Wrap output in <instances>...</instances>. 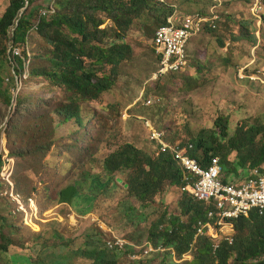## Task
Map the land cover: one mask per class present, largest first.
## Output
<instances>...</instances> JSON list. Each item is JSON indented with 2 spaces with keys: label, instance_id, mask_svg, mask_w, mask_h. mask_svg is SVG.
<instances>
[{
  "label": "rangeland",
  "instance_id": "374dc122",
  "mask_svg": "<svg viewBox=\"0 0 264 264\" xmlns=\"http://www.w3.org/2000/svg\"><path fill=\"white\" fill-rule=\"evenodd\" d=\"M8 2L0 0V16ZM52 2L57 6L56 0H36L35 4L45 7ZM160 2L174 9L176 17L207 15L212 7L211 0ZM253 3L225 0L220 8V29L192 38L189 67L161 76L155 75L159 58L152 40L139 26L143 21L133 25L124 40L133 51L131 59L122 64L119 79L109 92L97 102L80 105L82 126L75 120L61 123L55 108L65 101L66 94L44 77L30 75L32 62L45 64L49 50L36 30L26 43L29 58L23 71L16 67L14 74L11 64L0 58V72L9 77L0 89V219H5L0 246L2 235L19 247L9 254L0 252V264H30L29 257H33L32 264H89L72 254V249L84 242L89 226L101 230L106 241L118 237L129 244L127 248L132 247L120 264H184L195 259V251L179 259L169 248L171 255L145 258L137 249L146 240L150 225L160 218L166 216L167 220L173 215L180 222L189 220L181 213L182 192L178 188H169L143 211L128 195H118L114 202L120 213L108 219L93 212L95 202L87 197L91 189L96 193L103 188L109 177L103 168L104 158L120 145L132 143L150 154L157 149L149 139L147 121L163 130L170 141H188L203 130H212L218 117L228 119L230 136L239 125L264 123V20L260 24L251 15ZM41 9L33 20L37 21ZM10 43V39L0 40V48ZM254 74L261 81L246 77ZM3 91L11 96L10 103ZM156 96L162 97V104L148 105L147 98L155 101ZM235 157L233 153L230 162ZM238 170L240 176L247 177L253 172ZM222 176L227 177V171ZM119 177L126 178L124 174ZM242 179L230 176L228 183H242ZM71 184L79 186L81 192L70 206L60 203L59 193ZM12 190L24 199L34 197L42 212L36 231L24 227L15 213L7 194ZM228 232L234 234L235 229Z\"/></svg>",
  "mask_w": 264,
  "mask_h": 264
},
{
  "label": "trees",
  "instance_id": "16d2710c",
  "mask_svg": "<svg viewBox=\"0 0 264 264\" xmlns=\"http://www.w3.org/2000/svg\"><path fill=\"white\" fill-rule=\"evenodd\" d=\"M35 1L9 0L0 16V40L10 39L14 45L21 47L23 57L16 59V66L21 72L25 68L24 58H29L26 43L33 31L36 30L45 39L49 46L44 56L46 63L33 61L30 75L42 76L52 85L61 88L66 94V99L55 108L56 115L61 118V123L75 120L81 126L83 120L80 105L97 102L103 94L109 92L119 79L122 64L132 57L131 47L124 42L128 30L143 21L139 26L152 40L155 52L156 31L159 27L167 25L168 18L174 11L160 0H56L55 12L49 16L39 14L35 21L34 13L44 8L43 5L35 4ZM222 21L217 29L207 26L203 32L218 31ZM240 25L245 26L246 22H240ZM12 28L14 29L11 37L9 32ZM254 39L258 41L257 37ZM8 47L9 45H4L0 48V58L9 63ZM6 78L0 72V89ZM5 91V100L10 103L11 96L6 95ZM159 98L155 97L152 106L162 104V97L161 100ZM228 125L227 118L218 117L214 122V129L203 130L188 141H170L163 130L157 129L164 133L167 142L180 147L203 167H207L212 158L219 157L223 171H227L225 182H229L230 176L242 177V181L251 177H247L248 174L240 176L239 168L247 173L254 170L264 173V123L239 125L231 136ZM148 130L151 140V130ZM233 153L236 154V160L230 162L229 157ZM1 165L0 157V167ZM103 168L109 174L108 179L99 192L94 193L91 189L87 198H92L95 202L93 212L107 219L120 213L114 202L118 195H128L139 204L138 210L143 211L152 206L155 200L160 199L161 194L169 188H178L182 192L185 185L183 171L171 151L156 156L155 151L150 154L135 144L125 143L104 158ZM120 174H124L126 178L119 177ZM80 192L79 186L68 185L60 191L59 201L71 206ZM29 197L31 196L26 198ZM179 206L182 215L188 216L189 220L180 222V218L173 215L167 220L166 216L160 218L150 225L144 242L173 248L179 259L184 254L195 251V259L184 264H264V214L253 211L248 217L242 216L234 220L233 242L221 241L215 250L213 240L207 236L198 237L194 243L197 224L206 219L212 205L198 201L188 192H182ZM40 213L42 214L41 211ZM16 214L23 223L22 215ZM4 225L5 219H0V233ZM87 230L84 242L72 249L76 258L89 264H120L121 258L132 251V247L110 250L101 230L92 226ZM1 239L3 242L0 252L9 254L11 249H19L8 238L1 235ZM140 251L141 256L145 258L158 254L169 255L171 252L144 255L143 250ZM29 259L32 264L33 257Z\"/></svg>",
  "mask_w": 264,
  "mask_h": 264
},
{
  "label": "built area",
  "instance_id": "2783aa9c",
  "mask_svg": "<svg viewBox=\"0 0 264 264\" xmlns=\"http://www.w3.org/2000/svg\"><path fill=\"white\" fill-rule=\"evenodd\" d=\"M211 1L212 7L207 15L200 13L178 17L172 15L168 18L167 25L157 29L154 45L160 65L155 74L156 76L171 71H181L189 67L188 46L192 38L201 34L207 26L212 29L218 28L219 22L222 21L220 8L225 0ZM54 12L55 7L52 2L41 9L40 16H49ZM251 14L262 24L264 20V0H254L251 6ZM13 29L9 32L11 37ZM17 57H23L22 50L14 45L13 40H11L8 47V60L14 74L17 67ZM24 66H26L25 58ZM246 77L251 81H261L260 76L256 74ZM151 98H148V105L155 102ZM147 127H150L151 140L157 146L155 155L159 156L163 152L171 151L174 160L182 169L183 181L185 182L182 192H188L198 201L212 205V208L206 214V219L199 221L197 224L195 240L198 237L207 236L213 240L214 249L216 250L221 241L233 242L234 234L228 231H234V220L242 216L248 217L253 211H258L260 215L264 214V173L254 170L250 175L251 177L246 181H242V183L240 181L237 182L238 184L225 182L219 157L212 158L209 165L203 167L196 159L185 154L180 147L167 142L164 133L156 129L151 121H147ZM191 148L192 145L189 146V149ZM7 194L15 204L16 213L22 215L23 223L35 230L34 227L38 225L37 221L40 215L36 201L31 197L24 199L13 190ZM90 221L95 222V218H91ZM106 245L110 250L115 248L123 250L129 244L122 238L114 237V239L106 241ZM137 249L143 250L144 255L157 252L163 253L170 250L162 245L155 246L149 242H145L141 247L138 246ZM184 257L189 256L185 255Z\"/></svg>",
  "mask_w": 264,
  "mask_h": 264
},
{
  "label": "bare ground",
  "instance_id": "6f19581e",
  "mask_svg": "<svg viewBox=\"0 0 264 264\" xmlns=\"http://www.w3.org/2000/svg\"><path fill=\"white\" fill-rule=\"evenodd\" d=\"M37 227V226H36Z\"/></svg>",
  "mask_w": 264,
  "mask_h": 264
}]
</instances>
